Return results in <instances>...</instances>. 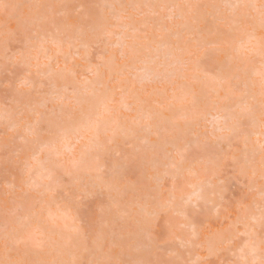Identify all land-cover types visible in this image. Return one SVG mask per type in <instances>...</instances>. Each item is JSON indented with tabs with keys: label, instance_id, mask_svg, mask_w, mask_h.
Listing matches in <instances>:
<instances>
[{
	"label": "snow or ice",
	"instance_id": "6c2138e0",
	"mask_svg": "<svg viewBox=\"0 0 264 264\" xmlns=\"http://www.w3.org/2000/svg\"><path fill=\"white\" fill-rule=\"evenodd\" d=\"M0 7L6 10L9 5L3 4ZM30 7L43 11L30 30L13 33L5 40V68L15 63L18 57L21 58L19 66L31 67L24 57L33 52H42L47 60V76L71 77L74 83H78L79 73L74 65L70 66L68 63L69 57H72L82 60L87 66L85 71L97 80L101 78V69L105 67L118 69L117 75L122 78L127 72L132 87L138 86L144 98L133 97L138 105L137 118L131 125L126 126L114 114L111 107L113 98L108 90L105 88L103 92H97L94 82L85 77L83 87L93 84L89 91L92 100L88 106L84 107L85 101L75 90L70 96L56 95L53 102L59 106V113L64 120L54 122L46 120L44 114L38 112L34 106L24 103L25 98L34 90V81L23 79L15 83L9 81L0 84L10 93L3 113L5 127L14 134L12 139L17 140L20 145H38L40 152L48 151L59 159L64 154L60 145H73L64 150L72 153L75 151L74 145L86 139V145L70 160V171L79 184L76 195H61L62 189L59 186L52 187L50 183L47 191L51 199L29 206V192L39 187L32 180V176L39 169L27 161L24 162L19 185L5 183L3 196L6 208L2 225L4 259H0V264H213L214 257L218 264H264V0H247L244 3L225 5L232 9L227 17L214 16L210 21H203V27L194 30V33L206 30L226 37L229 40L232 63L255 54H259L261 63L259 70L248 69L250 81L255 82L258 78L260 85L258 108L256 97L248 91L249 83L245 82L243 89L233 87L234 77L229 74L232 69H224L221 74L214 75L211 79L220 88H227L228 96L225 100L234 102L236 108L213 124L211 139L207 135L202 137L197 134L191 140L185 138L179 122L175 119L165 123L158 122L160 113L151 105V98L165 95L169 88L183 91L187 87L189 78L186 73L190 67L192 82H199L201 61L207 56L209 47L218 49L220 45L203 44L192 30H189L187 39L182 44H171L174 38L179 39L181 30L188 28L186 14L181 11L179 15L157 18L158 14L154 9L174 7L188 9L191 13L200 5H105L111 10V15L96 17L88 14L84 18L87 32L83 25L74 26L69 23L66 12L57 14L54 11L56 7L68 8V5ZM133 16L139 18L140 27L131 23L122 25V31L130 35L116 36L119 43L115 47L121 49L120 58L126 59L129 55L136 58L141 50H151L152 46L157 49L164 48L173 61V71H168L163 76L147 71H136L135 75H131L134 69L127 65L122 68L117 66L115 56L105 60L107 52L98 57L99 63H93L89 52L93 47L91 41L99 43L115 35L112 31L114 25L111 23L113 18L119 22L123 18L131 20ZM177 20L183 23L169 26V21ZM257 21L262 33L259 39L254 31V22ZM221 26L225 31H221ZM85 37L89 42H85ZM129 40L130 44L126 42ZM13 42L18 45L16 49L11 47ZM65 44L69 51L65 55L64 68L53 69L48 49L55 48L57 55H64ZM123 91L126 89H122ZM124 101L125 97H122L121 103L127 108ZM191 102L196 105L195 96ZM9 103L14 107L10 109ZM194 122L195 117L191 121L185 119V127ZM45 123L47 130L43 127ZM257 124L258 134L250 132L249 129ZM22 125L26 126L21 133ZM141 133L156 135L158 143L145 137L136 151L147 157L154 172L151 179L156 181L160 190H167L169 197L161 201L153 194L150 186L144 187V198L150 202L152 211L146 219L137 222L136 251L154 248L157 252L166 254L167 258L163 260L116 258L114 252L120 245L114 233L109 236V222L105 218L110 209L100 206L94 219L91 215L87 219L82 216L88 200L118 191V185L125 179L115 168L109 170L104 162V158L112 151L111 146L117 136L136 138ZM44 135L53 138L41 142ZM19 154L18 152L17 156ZM31 160H38L35 152L32 153ZM44 171L47 175H42V178L53 181L51 172ZM257 180L260 183L258 215L245 202L246 197L231 201L227 196L232 185L244 183L251 190ZM169 182L171 187L166 188ZM185 188L190 191L185 193ZM9 203L11 207L7 206ZM53 206L55 211L52 210ZM233 207L235 215L231 211ZM22 208L25 209L23 213L20 211ZM176 218L182 222L177 223ZM48 223L56 225L55 232L46 227ZM257 225L259 233L256 231ZM178 231H187V238L177 237ZM205 231L208 237L202 242L201 234ZM158 232L163 234V243L158 239ZM173 243L179 247H171ZM194 250L199 251L194 255ZM51 252L59 255L70 253L72 258H49ZM21 253L24 258H21ZM78 253L88 254L92 258L85 260ZM225 253H230L234 258L219 260Z\"/></svg>",
	"mask_w": 264,
	"mask_h": 264
},
{
	"label": "rangeland",
	"instance_id": "374dc122",
	"mask_svg": "<svg viewBox=\"0 0 264 264\" xmlns=\"http://www.w3.org/2000/svg\"><path fill=\"white\" fill-rule=\"evenodd\" d=\"M247 0H240L238 3H244ZM258 2V0H255ZM108 4H139V5H200L199 8L193 9L189 13L188 9H179L174 7L161 9L155 8L154 11L159 17H167L173 15H179L181 11L186 14V21L188 24L187 29H183L179 33V39L174 38L170 43L175 45L177 43L182 44L187 39L189 30H194L197 27H203V21H210L212 17H227L231 13L232 9L226 8L225 5L233 4L234 0H0V5L7 4L9 7L5 10L0 7V84L4 82H17L23 79H30L34 81V90L29 97H26L24 103H28L34 106L36 110L43 113L46 120H52L54 122H63L64 117L59 113V106L53 102V96L49 93L53 88V84L57 88L56 91L60 95H71L75 90L78 95L85 101L84 107L88 106V103L92 100L89 95V90L86 92L83 85L84 78L94 82V86L97 92H103L105 88L113 98L111 107L114 109V114L121 118V122L124 125H131L132 121L137 118V101L134 96L143 97L140 93L139 87H132L129 74L125 72L124 77L117 75L118 69H109L107 67L102 68V76L99 80L88 72L85 71L86 65L80 59H73L69 57L68 63L70 66L74 65L75 70L79 73L77 77L78 83H74L71 77L60 78L59 76L49 77L45 73L47 69L45 65L47 60L42 52H33L30 56L24 57V60L31 65V67L19 66L21 58H17L16 62L9 64L5 68L4 61V43L9 39L13 33H23L32 28L33 24L37 22L38 16L42 9L30 7L34 5H68V8H54L57 14L66 12L68 15L69 23L74 26L83 25L85 31H88L87 23L84 18L91 14L92 16H104L111 15V10L104 5ZM82 9V10H81ZM145 11H148L145 9ZM132 16V13L129 12ZM114 25L112 31L115 33L110 39L100 41L96 43L91 41L93 47L89 49L93 63H99L98 57L104 56L105 52L108 56H105V60L112 56H115L116 65L123 67L127 65L129 68H133L134 71L131 75H135L136 71H147L152 74H159L163 76L168 71H173L171 67L173 61L168 57V52L164 48L157 49L152 46L151 50H141L138 57L133 58L129 55L126 59L120 58L121 49L115 47L119 41L116 36L130 35V33L122 31V25L134 24L136 27H140V20L134 17L129 20L123 18L121 21H117L114 18L111 20ZM173 23L181 24L183 21H169V26ZM221 31H225L221 26ZM254 31L257 39L262 35L258 21L254 22ZM198 39L205 45L219 44L218 49L209 47L207 56L200 63V79L199 82H192L191 67L188 69L186 75L188 76L187 87L182 91L179 88H169L167 93L162 96H156L151 98V105L157 112L160 113L159 123H165L167 121L175 119L179 122L181 129L185 134V138L191 140L195 135L200 136L207 135L211 139L212 129L214 124V117L216 115H223L224 117L230 114V110L236 108L234 102H228L225 97L228 96L227 88H220L214 84L211 77L222 73V70L231 68L229 73L234 77L232 80L233 87H239L243 89L245 82L249 83L248 91L256 97L257 108L259 104L260 85L258 78L255 82L250 81L248 75L249 68H255L259 70L261 58L259 54L252 55L247 59L240 58L232 63L230 60L231 49L229 48V40L226 37H221L215 34V32L203 31L201 33H194ZM85 42H89L85 37ZM131 43V41H126ZM11 47L16 49L18 45L13 42ZM64 55H57L55 48L49 47L48 56L52 58V67L56 69L64 68L65 55L69 49L67 44L64 46ZM75 51V48L72 49ZM126 51V50H125ZM81 54L83 52L81 51ZM39 71V75H38ZM53 83V84H52ZM90 85V84H89ZM93 85V84H92ZM67 86V87H65ZM93 87V86H92ZM151 88V86H149ZM92 89V88H91ZM122 89L126 91L122 92ZM213 89H216L214 92ZM21 91L27 92L28 89H21ZM8 93V95H6ZM195 96L197 103L194 106L192 104V97ZM10 93L8 89L0 86V259H4L3 246H2V225L5 220V208L6 200L3 196L4 185L17 184L19 185L21 179V173L24 166V162L32 164L34 168L39 169L32 180L36 182L37 187L35 190L29 192L27 197V204L29 206H35L41 200L48 201L51 199L50 194L47 191L49 184L52 187L59 186L62 189L61 195H76L79 188L76 176L70 171V160L73 156L78 155L81 149L86 145V139L81 141L80 144L74 145L75 151L72 153L65 152V146L72 147L73 145H60L61 151L64 153L59 159L54 155H50L48 151L39 152L38 145H29L27 147L20 145L17 140H13V133H10L5 127V121L3 120V113L5 110V102L9 99ZM122 97H125L124 103L127 104V108L121 103ZM159 105L160 107H156ZM8 107L11 109L13 104L9 103ZM56 109V111H53ZM195 122L190 126L185 127V119L193 120ZM26 125L21 126V133ZM47 130V124L43 126ZM250 132L258 134L259 126L250 128ZM148 137L152 142H156L157 138L154 133L145 134L141 133L136 138H125L123 136H117L115 143L111 146L112 151L104 158L106 166L111 170L115 168L118 173L125 176L122 183L118 185V191H113L111 194L105 193L104 195L97 196L95 199L88 200L82 210V216L87 219L90 215L95 218V214L100 206H104L105 209H110L106 214V220L109 222V236L113 233L117 239L118 247L114 256L122 259L132 260H163L167 256L164 253L157 252L154 248H145L144 250L136 251V241L138 238L137 222L146 219L148 214L151 213L152 208L150 202H147L144 198V187L150 186L153 190V194L157 195L161 201H165L169 197L167 190H160L159 185L154 179L151 165L148 163L147 157L137 152L136 149L141 147V141L143 138ZM52 136L44 135L41 137V142H47L52 139ZM255 139V135H253ZM242 148L243 145L241 144ZM23 149V151H21ZM171 151V149H169ZM20 153L17 156V153ZM35 152L38 156V160H31L32 153ZM258 159V157H257ZM48 170L53 175V181L49 182L47 179L42 178V175H47ZM27 178V177H25ZM87 183V181H84ZM170 182L166 185V188H170ZM190 189L185 188V193ZM260 183L254 184L250 190L246 184H234L230 187L227 196L231 201H235L242 197H246L245 202L252 206L256 215L259 214L258 207ZM179 195V193H177ZM11 207L9 203L7 205ZM55 211V206H53ZM21 213L25 209H20ZM189 211H193L189 209ZM232 213L235 215V209L232 208ZM127 213V215H122ZM44 216H47L45 211ZM177 223L182 221L176 218ZM61 223V222H57ZM51 231H56V225L52 223L46 224ZM88 231V229H85ZM256 231L259 233V225L256 226ZM187 231H178L177 237L181 239L187 238ZM158 239L163 243L162 232L157 233ZM123 237V238H121ZM208 237L207 231L201 234V241L203 242ZM89 247L91 246V236L88 239ZM171 247H179L178 244H171ZM199 250H194V255ZM200 254H203L202 252ZM85 260L92 257L85 253H78ZM187 257V252H185ZM21 258H24V254L21 253ZM34 258V257H29ZM49 258L57 259H71L70 253L59 255L55 252L49 254ZM194 258V256H193ZM234 257L230 253H225L220 256L219 260H231ZM213 264H218L217 258H213Z\"/></svg>",
	"mask_w": 264,
	"mask_h": 264
},
{
	"label": "bare ground",
	"instance_id": "6f19581e",
	"mask_svg": "<svg viewBox=\"0 0 264 264\" xmlns=\"http://www.w3.org/2000/svg\"><path fill=\"white\" fill-rule=\"evenodd\" d=\"M240 0H234V3L233 4H236V3H238ZM105 4H107V5H110V4H108V3H105ZM232 4V3H231ZM105 6V5H104ZM53 84V83H52ZM92 84H90V85H87V87H84V89H85V91L87 92L88 90L90 91L91 90V88H92ZM65 87H67V86H65ZM56 87H55V85L53 84V88L51 89V92L49 93V95L50 96H53V95H60L59 93H57V91H56ZM88 91V92H89ZM215 120L213 121L214 123L218 120V118H223L224 116L223 115H216V117H214V116H212ZM147 137V136H146ZM148 138V137H147ZM144 139V138H143ZM67 147H69V146H65V148H67ZM40 152V150L37 152V153H39Z\"/></svg>",
	"mask_w": 264,
	"mask_h": 264
}]
</instances>
